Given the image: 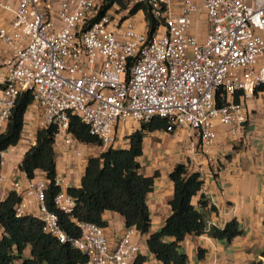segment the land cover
<instances>
[{
    "label": "built area",
    "instance_id": "built-area-1",
    "mask_svg": "<svg viewBox=\"0 0 264 264\" xmlns=\"http://www.w3.org/2000/svg\"><path fill=\"white\" fill-rule=\"evenodd\" d=\"M158 1L166 6L163 22L147 34L145 24L136 30L128 8L122 15L97 14V0L55 6L50 0H0V133L18 95L28 92L23 142L30 140L29 123L35 130L51 125L54 149L73 148L78 141L68 131L70 115L104 149L115 147L117 126L153 117L165 119V132L195 134L203 152L217 124L239 140L244 102L258 97L264 103V0H181L175 14L167 11L171 0H147L153 6ZM194 15L205 21L202 38L188 32ZM46 184L40 170L10 183L19 197L15 217L38 219L43 233L85 255L82 264L133 263L139 247L132 227L110 244L101 227L74 219L79 235L67 236L45 206ZM53 185H61L57 175ZM52 204L70 214L74 198L59 188ZM211 227L206 220L204 232Z\"/></svg>",
    "mask_w": 264,
    "mask_h": 264
},
{
    "label": "trees",
    "instance_id": "trees-1",
    "mask_svg": "<svg viewBox=\"0 0 264 264\" xmlns=\"http://www.w3.org/2000/svg\"><path fill=\"white\" fill-rule=\"evenodd\" d=\"M114 6L116 10L128 8V15L141 12L147 34L162 24L166 11L164 2L160 1L153 6L147 0H99L97 14L109 11ZM29 103L28 92H22L16 98L6 126L0 133V151L19 140L23 115ZM165 126L164 118L153 117L128 134V146H108L98 155L89 156L79 186L66 188V192L74 198L70 214L58 211L52 204V197L59 189L53 185L56 175L53 126L35 130L34 143L23 153L18 168L27 178H31L35 170L44 173L47 181L44 190L45 206L56 213L59 225L67 236L79 235L74 219L92 222L102 228L105 225L102 213L112 211L121 216L124 227H132L138 233L146 234L145 244L155 257L156 264H185L186 256L178 250L179 242L185 235H198L205 229L204 211L196 209L190 202L201 185L198 172L189 171L183 163L173 165L168 173L172 183V196L168 201L170 212L158 230L148 233L149 214L145 198L151 190L152 176H143L137 169L136 158L141 153L144 133L164 131ZM68 131L78 142L100 146L99 139L90 134L87 126L75 115L68 118ZM18 200L14 191H8L0 201V264H82L85 261V255L80 250L43 233L35 217H15L13 206ZM198 203L203 209L208 207L203 199ZM208 208L213 209L212 206ZM207 233L213 238L229 241L240 233V229L237 222L231 219L221 228L211 227ZM25 250L27 256L23 255ZM260 256L263 260L258 259L250 264H264V249ZM140 260L142 257L137 258V261Z\"/></svg>",
    "mask_w": 264,
    "mask_h": 264
},
{
    "label": "crops",
    "instance_id": "crops-1",
    "mask_svg": "<svg viewBox=\"0 0 264 264\" xmlns=\"http://www.w3.org/2000/svg\"><path fill=\"white\" fill-rule=\"evenodd\" d=\"M58 1L50 0L54 6ZM180 1L171 0L167 11L178 13ZM132 19L136 30L145 29L141 12L132 15ZM205 27L202 16L194 15L188 32L202 38ZM244 107L246 123L239 140L233 139L227 127L217 124L207 152L201 150L195 134L184 130H153L142 137L141 153L136 158L137 169L143 176H152L151 190L145 198L148 233L158 230L170 212L168 201L172 196V183L168 173L176 163H183L189 171L198 172L201 185L190 202L196 209L204 211L205 221L221 228L225 222L234 219L240 229V233L229 241L213 238L207 232L185 235L178 245V250L186 256L185 264H250L263 260L260 252L264 249V103L253 97L244 102ZM28 126L30 140H18L4 150L0 164V201L10 190L13 180L25 181L26 176L18 165L23 153L34 143V125L29 123ZM138 128L139 124L132 121L117 126L115 147L128 146V134ZM54 150L55 173L61 179L59 188L66 191L68 187L79 186L86 159L98 155L104 148L78 142L73 148L60 144ZM200 199L213 209L200 207ZM102 219L105 221L103 232L107 241L113 244L124 228L123 219L112 211H104ZM145 237L146 234L137 231L132 235L139 247L132 264L157 263L146 247ZM23 255H28L27 250ZM138 257L142 260L137 261Z\"/></svg>",
    "mask_w": 264,
    "mask_h": 264
},
{
    "label": "rangeland",
    "instance_id": "rangeland-1",
    "mask_svg": "<svg viewBox=\"0 0 264 264\" xmlns=\"http://www.w3.org/2000/svg\"><path fill=\"white\" fill-rule=\"evenodd\" d=\"M97 2H99V0L97 1ZM116 8L117 7H112L109 11H110V13H112V14H120V15H122V14H124V9H120V10H116ZM139 14V13H138Z\"/></svg>",
    "mask_w": 264,
    "mask_h": 264
}]
</instances>
